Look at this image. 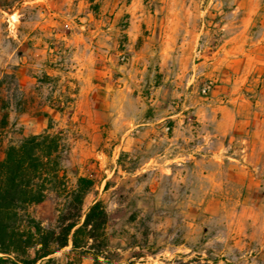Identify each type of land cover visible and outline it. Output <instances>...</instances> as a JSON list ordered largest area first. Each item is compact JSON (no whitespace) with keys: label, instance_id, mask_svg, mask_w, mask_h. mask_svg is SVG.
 <instances>
[{"label":"rangeland","instance_id":"1","mask_svg":"<svg viewBox=\"0 0 264 264\" xmlns=\"http://www.w3.org/2000/svg\"><path fill=\"white\" fill-rule=\"evenodd\" d=\"M0 71L25 100L0 161L62 131L69 184L94 181L83 211L108 213V264H264V0H0ZM43 72L77 81L73 110L42 106ZM62 204L31 214L52 226Z\"/></svg>","mask_w":264,"mask_h":264},{"label":"trees","instance_id":"2","mask_svg":"<svg viewBox=\"0 0 264 264\" xmlns=\"http://www.w3.org/2000/svg\"><path fill=\"white\" fill-rule=\"evenodd\" d=\"M34 78L37 92L46 86L51 89L42 106L60 114L73 110L79 95L74 78L67 76L66 85L47 72ZM17 92L14 75L0 71V129L8 126L12 108L24 104ZM50 130L51 126L9 145L0 161V264H81L86 256L94 264H108L106 208L96 201L83 211L94 181L79 177L75 186L69 184L63 167L70 150L67 139L62 131ZM51 192L63 204L54 224L45 227L32 216L31 208ZM67 247L63 259L54 256Z\"/></svg>","mask_w":264,"mask_h":264},{"label":"crops","instance_id":"3","mask_svg":"<svg viewBox=\"0 0 264 264\" xmlns=\"http://www.w3.org/2000/svg\"><path fill=\"white\" fill-rule=\"evenodd\" d=\"M80 96V91H79V95H78V97Z\"/></svg>","mask_w":264,"mask_h":264}]
</instances>
